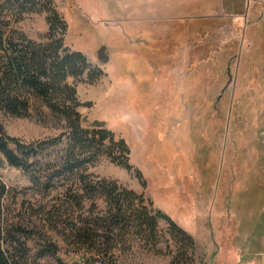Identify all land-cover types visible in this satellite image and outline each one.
I'll return each mask as SVG.
<instances>
[{
  "label": "rangeland",
  "instance_id": "obj_1",
  "mask_svg": "<svg viewBox=\"0 0 264 264\" xmlns=\"http://www.w3.org/2000/svg\"><path fill=\"white\" fill-rule=\"evenodd\" d=\"M42 7L20 14L0 0V17L39 42L48 30ZM50 8L69 26L66 46L90 67L69 79L86 104L77 109L85 126L104 123L130 151V170L102 157L87 174L143 195L191 237V263L264 264V0H52ZM1 122L24 144L61 133L29 118ZM0 178L17 203L30 201L24 171L4 165ZM104 207L89 199L79 214L102 217ZM156 236L150 243L131 231L114 253L126 264H173L186 252L165 220Z\"/></svg>",
  "mask_w": 264,
  "mask_h": 264
},
{
  "label": "trees",
  "instance_id": "obj_2",
  "mask_svg": "<svg viewBox=\"0 0 264 264\" xmlns=\"http://www.w3.org/2000/svg\"><path fill=\"white\" fill-rule=\"evenodd\" d=\"M45 1L42 7V0H3L16 13L39 6L49 13L43 41L30 40L0 17V171L4 165L21 169L31 183L28 190L36 192L19 204L0 178V264H126L114 253L117 241L132 231L153 243L159 219L168 222L186 251L173 264H193L191 237L143 195L87 174L102 157L130 170V151L104 123L85 126L77 109L86 104L78 101L69 79H80L90 67L83 53L66 46L69 26L50 8L52 0ZM99 61L105 64L107 56ZM3 117L33 119L61 133L24 144L7 136ZM44 153L52 155L44 160ZM97 197L105 206L102 217L90 212L82 218L84 202Z\"/></svg>",
  "mask_w": 264,
  "mask_h": 264
},
{
  "label": "flooded vegetation",
  "instance_id": "obj_3",
  "mask_svg": "<svg viewBox=\"0 0 264 264\" xmlns=\"http://www.w3.org/2000/svg\"><path fill=\"white\" fill-rule=\"evenodd\" d=\"M219 99H220V98H219ZM219 99H218V100H219Z\"/></svg>",
  "mask_w": 264,
  "mask_h": 264
}]
</instances>
